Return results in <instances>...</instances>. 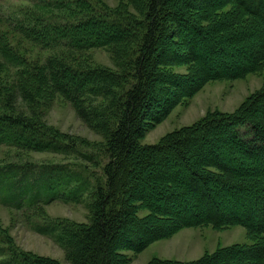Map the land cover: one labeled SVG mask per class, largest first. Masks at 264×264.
I'll list each match as a JSON object with an SVG mask.
<instances>
[{"label":"trees","instance_id":"obj_1","mask_svg":"<svg viewBox=\"0 0 264 264\" xmlns=\"http://www.w3.org/2000/svg\"><path fill=\"white\" fill-rule=\"evenodd\" d=\"M98 5L51 0L39 7L45 11L13 17L0 28V73L13 79L6 84L7 110L0 111V145L72 153L76 140L41 117V107L58 95L105 139L99 149L108 161L104 177L92 184L89 222L67 219L63 228L50 229L43 220L35 229L59 231L71 264H128L126 251L137 254L182 228L242 225L253 243L220 246L191 260L153 257L147 264H264V83L232 111H208L156 143L141 141L207 83L264 69V0ZM55 9L61 17L52 15ZM17 35L54 53L32 61L18 50ZM100 47H109L116 68L84 65L85 54ZM17 91L31 114L16 112ZM67 171L60 164L0 165L1 201L34 215L63 193L76 194L63 198L76 201L86 180ZM8 254L0 264H63L32 251Z\"/></svg>","mask_w":264,"mask_h":264},{"label":"rangeland","instance_id":"obj_2","mask_svg":"<svg viewBox=\"0 0 264 264\" xmlns=\"http://www.w3.org/2000/svg\"><path fill=\"white\" fill-rule=\"evenodd\" d=\"M47 1L51 0H0V28L4 29L3 23L10 21L13 17L21 18L23 14L32 16L37 13L35 11H45L46 9L41 10L39 7ZM90 1L97 7L99 6L98 0ZM103 1L111 6L119 2V0ZM62 13L63 11L55 9L52 15L59 18ZM15 43L18 50L24 52L32 61L44 62L49 55L54 53L53 50L43 48L33 42L29 43L18 35ZM83 59L84 65L117 67L109 47L94 48L88 51ZM176 70L184 72L186 66H178ZM12 80L11 75L0 73V111L7 110L10 87L6 84H10ZM263 83L264 69L259 73L249 74L245 78L211 81L188 101L173 109L162 122L150 128L141 141L147 144L156 143L166 133L183 125L192 124L208 111L216 109L232 111ZM13 101L16 112L31 114V107L23 99L21 92H16ZM41 117L47 125L59 129L60 132L76 140L73 152H69L70 148H63V152L26 151L3 144L0 145V165L6 166L9 163H32L39 166L60 164L65 166L68 174L67 168L76 178L86 180L87 186L81 188V194L79 193L76 201H70L73 200L70 198L63 199L66 198L68 192L63 193L62 199H55L49 204L42 205L36 215H34V210L27 211L24 207H17L16 204L7 205L0 198V262L8 260L11 257L8 253H12L13 250H25L57 258L63 264H71L66 258L63 245L56 238L59 231L43 234L37 232L35 225L44 224V220L45 225L53 229L59 225L63 228V223L67 219L89 222L92 214L90 207L93 198L92 184L96 178L104 177L103 168L108 158L105 151L99 148L105 139L87 125L71 101L60 95L56 96L51 103L41 107ZM75 183L73 180L72 185ZM71 187L68 186L69 189ZM68 194L69 197L76 196L73 193ZM146 213V209L140 210L141 215ZM254 241L242 225L223 228L206 225L182 228L169 238L153 242L137 254L132 251L126 252L132 258L128 264H147L153 257L191 260L199 258L206 252H212L220 246L234 243L251 244Z\"/></svg>","mask_w":264,"mask_h":264}]
</instances>
